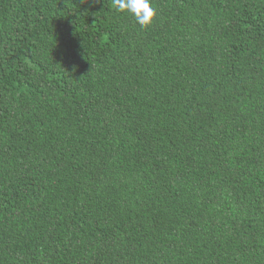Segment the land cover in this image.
<instances>
[{
	"label": "trees",
	"instance_id": "1",
	"mask_svg": "<svg viewBox=\"0 0 264 264\" xmlns=\"http://www.w3.org/2000/svg\"><path fill=\"white\" fill-rule=\"evenodd\" d=\"M0 0V264H264V0Z\"/></svg>",
	"mask_w": 264,
	"mask_h": 264
},
{
	"label": "clouds",
	"instance_id": "2",
	"mask_svg": "<svg viewBox=\"0 0 264 264\" xmlns=\"http://www.w3.org/2000/svg\"><path fill=\"white\" fill-rule=\"evenodd\" d=\"M115 10L128 13L141 27H148L157 15L152 0H113Z\"/></svg>",
	"mask_w": 264,
	"mask_h": 264
}]
</instances>
